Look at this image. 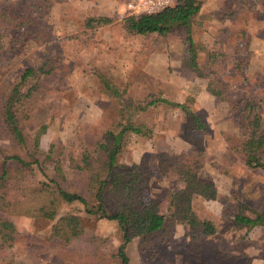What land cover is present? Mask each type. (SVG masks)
<instances>
[{
    "label": "rangeland",
    "instance_id": "obj_1",
    "mask_svg": "<svg viewBox=\"0 0 264 264\" xmlns=\"http://www.w3.org/2000/svg\"><path fill=\"white\" fill-rule=\"evenodd\" d=\"M126 1L0 0V172L6 156L18 154L29 161L38 157L23 181L25 187L55 185L50 179H56L67 190L81 192L91 205L95 199L83 191V176L68 167L69 153L101 138L128 100L153 95L176 103L194 97L191 108L203 128L191 124L182 109L160 102L136 112L134 120L149 133L127 135L117 158L126 164L148 159L150 195L165 212L167 196L183 183L158 174V155L165 150H203L199 177L216 185L217 196L205 199L195 194L193 205L217 231L208 235L176 224L165 233L133 237L126 245L129 264H264V227H243L234 219L238 212H264V170L248 167L226 141V135H240L236 103L254 98L264 119V0H203L194 38L205 47L197 60L207 77L182 64L188 56L184 30L134 35L137 40L128 49L123 40L130 36L116 17ZM92 15L114 21L85 31L83 21ZM12 19L22 26L15 27ZM48 58L54 62L52 73L41 77L31 98L13 104L25 138L18 144L4 122L6 102L24 69ZM99 71L123 92L121 100L101 91ZM208 81L215 87L227 84L223 98L207 91ZM57 162L64 179L55 174ZM55 201L50 196L42 201L49 204L48 211H56L54 218L10 207L4 215L17 231L12 246L0 251V264H117L118 223L89 215L80 202ZM66 214L80 217L81 230L64 243L53 226Z\"/></svg>",
    "mask_w": 264,
    "mask_h": 264
},
{
    "label": "trees",
    "instance_id": "obj_2",
    "mask_svg": "<svg viewBox=\"0 0 264 264\" xmlns=\"http://www.w3.org/2000/svg\"><path fill=\"white\" fill-rule=\"evenodd\" d=\"M202 4L203 0H172L170 5L159 11L124 16L120 24L124 34L129 36L151 33L163 36L174 29L184 30L188 56L183 59L182 64L200 77H207L197 60L199 51L205 47L194 38L195 18ZM113 21L114 18L109 16H88L83 21L84 30H95ZM12 22L15 27L22 26L20 21L12 19ZM53 69L54 62L51 58L46 59L39 66H27L11 89L3 116L4 122L18 144H23L25 138L17 122L13 104L22 103V97L31 98L39 89L41 77L51 74ZM97 75L101 91L109 97H117L121 100L123 92L101 71ZM226 86L227 84L222 83L220 87H215L212 81H208L206 89L221 99ZM150 96L149 99H133L128 100L126 104L123 103L117 112V121L104 131L101 138L93 145L82 144L79 149L69 153L68 167L73 173L83 176L85 182L83 191L95 199L91 205L81 192L67 190L56 179H50L55 185L43 183L38 189L25 187L23 181L28 173H32L33 164L39 163L38 157L33 161L26 160L18 154L4 158L0 172V251L12 246L15 240L16 226L4 215L11 211L10 207L14 210L19 208L15 212H24L26 215H46L54 218L56 211H48L49 204L42 203L48 196L59 203L80 202L84 204L85 211L89 215L116 221L121 231V243L116 252L119 259L117 264H129L126 245L136 236L146 237L155 232L165 233L176 224H184L190 229L201 230L208 235L217 231L213 221L201 215L193 205L195 194L205 199H215L217 196L216 185L199 177L204 165L203 150L198 149L193 152L165 150L158 155V174L163 178H174L183 183L180 189L167 196L165 212L160 202L150 195L151 171L148 159L144 157L139 163L131 164L118 161L117 156L127 142V135L149 133L148 129L143 124L136 123L134 118L136 112L152 105L160 102L175 105L182 109L191 124L193 123L196 128H203V123L191 108L194 97L187 96L185 102L171 103L163 97ZM234 107L240 108V135H226V141L230 144L231 150L238 154L248 167L264 170V119L260 113V102L254 98L244 99L242 105L236 103ZM38 142L37 134L34 141V149L37 153ZM48 157L49 153L45 154V158ZM57 163L59 164L54 165L55 174L64 179L60 162ZM252 214L248 216L238 212L234 218L236 224L243 227L257 225L264 227V212L254 210ZM57 221L53 231L64 243L80 233L79 216L66 214ZM5 264H13V262L8 261Z\"/></svg>",
    "mask_w": 264,
    "mask_h": 264
},
{
    "label": "built area",
    "instance_id": "obj_3",
    "mask_svg": "<svg viewBox=\"0 0 264 264\" xmlns=\"http://www.w3.org/2000/svg\"><path fill=\"white\" fill-rule=\"evenodd\" d=\"M172 0H127L124 9L116 13L118 19L139 13H152L170 5Z\"/></svg>",
    "mask_w": 264,
    "mask_h": 264
},
{
    "label": "crops",
    "instance_id": "obj_4",
    "mask_svg": "<svg viewBox=\"0 0 264 264\" xmlns=\"http://www.w3.org/2000/svg\"><path fill=\"white\" fill-rule=\"evenodd\" d=\"M121 34H122V36H124L123 33H122V31H121ZM140 36H142V35H140ZM126 40H127V43H126ZM136 40H137L136 36H130V37H126V38H124L123 42H124V44H126V46L128 47V49H131V46H130L129 44H130L131 42L134 43V41H136ZM204 89H205V88H204ZM203 92H205V91H202V92H201L202 95H203Z\"/></svg>",
    "mask_w": 264,
    "mask_h": 264
}]
</instances>
